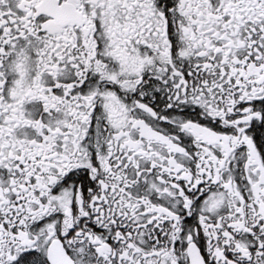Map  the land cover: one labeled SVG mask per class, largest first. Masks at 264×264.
<instances>
[{"label":"snow or ice","instance_id":"6c2138e0","mask_svg":"<svg viewBox=\"0 0 264 264\" xmlns=\"http://www.w3.org/2000/svg\"><path fill=\"white\" fill-rule=\"evenodd\" d=\"M0 264H264V0H0Z\"/></svg>","mask_w":264,"mask_h":264}]
</instances>
